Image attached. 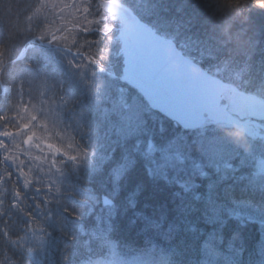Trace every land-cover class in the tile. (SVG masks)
<instances>
[{
	"label": "trees",
	"instance_id": "trees-1",
	"mask_svg": "<svg viewBox=\"0 0 264 264\" xmlns=\"http://www.w3.org/2000/svg\"><path fill=\"white\" fill-rule=\"evenodd\" d=\"M134 5V15L210 75L264 97V0ZM75 6L83 18L67 23L43 0H0V143L9 157L0 152V264H264V189L249 163L227 172L248 146L216 129L231 150L197 161L193 131L151 110L124 82L126 95L111 87L107 69L116 76L122 67L119 40L101 29L98 0ZM52 34L61 35L56 47L18 58L30 40ZM129 97L143 103V121L128 116ZM29 136L73 160L51 163L24 147ZM150 144L159 162L174 152L191 163L156 170L147 163Z\"/></svg>",
	"mask_w": 264,
	"mask_h": 264
},
{
	"label": "rangeland",
	"instance_id": "rangeland-1",
	"mask_svg": "<svg viewBox=\"0 0 264 264\" xmlns=\"http://www.w3.org/2000/svg\"><path fill=\"white\" fill-rule=\"evenodd\" d=\"M105 1H111V0H105ZM77 2V0H61L60 1V5H56V6H52L49 5L48 2L46 0H43V3H46L47 6L51 7L53 10L56 8L58 9V11H64V16L63 19H65L68 23V18H72V17H79V18H83V16H81L80 11L77 7L75 6V3ZM116 2V1H114ZM120 4V3H119ZM63 6V10L61 7ZM81 7V5H80ZM100 13H101V17H102V21L100 23V27L103 30V32H105L108 35L109 33H113V24L109 23V20L113 21V22H118L119 23V32L116 35L110 36L113 37V39L115 40H119V33L120 30L123 27V23L121 21V18L118 14V12L109 9V8H100ZM76 19V18H75ZM96 22L99 23L98 20H95ZM64 22V24L62 25H66ZM76 29V28H75ZM59 39V38H58ZM55 39V40H58ZM53 40V38H52ZM165 41H168L167 39H164ZM51 41H47V43H50ZM120 58H121V64L123 63V57L122 55L119 53ZM123 66V64H122ZM110 69H107V77H109L111 79V82L114 81V83H112V86H117L115 88V90L118 92H122V94L126 95L127 93L123 91L122 87L119 85L121 83H123L122 80V67H121V72L120 74L114 76L113 71L112 73H110ZM220 72V71H218ZM223 83V87L221 90V95L219 97L220 101L217 103L218 105L214 106L213 109H211L210 111V117H206L204 118V120L202 121L201 125L195 127L192 132V134L195 133V138H197V146L198 147H202L201 149V156H198L197 161H200L201 158H204L206 160V158L208 156H210L212 159H215V155L216 153H218L220 155L219 152L222 153H227L231 150V147H225V143L227 142L230 145L234 142H230L228 141L229 139H226V137L224 136L223 138L219 135H216L215 133H213L214 130L216 129H224L226 132L230 133V130L233 131L235 128H240L243 130L244 135L247 137H245V143L244 145L248 146V157L246 156V159L244 160L243 158H239L237 162H228L230 163V169H227V172H235L238 167L243 168V166L245 164H250V168L254 171V176L256 178H258V181L260 182V186L261 189H264V97H260L254 93H251L248 90H245L243 87L233 84V82L231 80H220ZM94 82V81H93ZM111 82H107V84H111ZM106 84V85H107ZM117 84V85H116ZM97 85V84H96ZM105 86V85H104ZM103 85H101V88H104ZM103 91H105V89H102ZM130 98V97H129ZM128 112L130 114H128V116H133L132 113H135V117H141L143 118L142 121L144 120L145 116L143 117V110H145L143 108V103H140L139 101L137 102L135 99H133V97L130 98V100L128 101ZM130 121V119H129ZM128 121V122H129ZM128 127L130 125V123H128ZM143 124V122L141 123ZM133 124H131L130 126H132ZM212 130V131H211ZM212 135L210 137V139H207V133H211ZM200 133V135H199ZM26 134V133H24ZM23 134V135H24ZM9 136V135H8ZM200 137V138H198ZM227 137H229V135H227ZM254 137L258 140H260V143L258 144L259 146V150L256 149L255 151V143H254ZM5 138V136H4ZM9 139V138H8ZM27 139V138H25ZM25 139L23 141H25ZM35 137H33L32 139L29 140V145L27 147V149L31 146L35 147V154L39 155V152H43L45 156H50V160L51 163H57V159H60L61 161H66V160H73V159H69L66 158V156H64V152L61 151L59 149V147H56L53 143H43L40 145L35 144ZM215 142H214V141ZM211 141H213L212 144L208 145ZM6 143V141H3L0 143V152L4 155H2L1 159L5 156L6 160L8 157L7 153L5 154V148H4V144ZM222 145V146H221ZM62 146L64 147L63 143ZM204 146V147H203ZM148 152L149 154H154L155 152H157V148L152 146L150 144V148H148ZM37 151V152H36ZM217 151V152H216ZM162 152V149H161ZM174 153V152H173ZM169 154L166 156V154L164 153V155L161 157L162 158V162H159L158 159L154 158V156L152 157L151 154L149 155L150 158L148 157V161L147 163H151L154 167H156V170H160L161 172L166 168L169 167L171 169V166L174 165H178L180 168H183L184 164L186 163H191L190 159H184L183 155H178L177 153L174 154ZM182 154V153H181ZM203 156V157H202ZM257 156H262L261 158L257 157ZM159 157V158H160ZM214 157V158H213ZM256 157V161L254 160ZM204 160V161H205ZM209 160V159H208ZM207 160V162H208ZM203 161V162H204ZM249 161V162H248ZM246 162V163H245ZM159 163V164H157ZM237 163L238 165L234 164ZM255 163V164H254ZM210 164L212 165L213 163L210 162ZM171 165V166H170ZM236 165V166H235ZM205 164H200L198 167H196L195 169L198 172H201L204 168ZM152 166H150L151 168ZM233 167H237V169L234 171ZM256 171V172H255ZM224 172H226L224 170ZM208 172H202L201 177H205L207 176ZM260 178V179H259ZM242 211V210H241ZM249 211H253L254 213H257V215L260 212H257L256 210H249ZM249 211L247 212L246 210L243 211V213H241V215H247L248 217H251L249 213ZM240 213V211H239ZM253 216H257L256 214H252ZM252 216V217H253ZM115 264H138L137 262H135V259H129V260H124V259H118L115 261Z\"/></svg>",
	"mask_w": 264,
	"mask_h": 264
},
{
	"label": "water",
	"instance_id": "water-1",
	"mask_svg": "<svg viewBox=\"0 0 264 264\" xmlns=\"http://www.w3.org/2000/svg\"><path fill=\"white\" fill-rule=\"evenodd\" d=\"M99 2L117 11L123 23L119 53L123 56L124 81L138 90L154 110L182 127L198 125L201 119L192 113L193 109L218 99L221 82L184 57L172 42L162 39L124 6L114 1Z\"/></svg>",
	"mask_w": 264,
	"mask_h": 264
},
{
	"label": "clouds",
	"instance_id": "clouds-1",
	"mask_svg": "<svg viewBox=\"0 0 264 264\" xmlns=\"http://www.w3.org/2000/svg\"><path fill=\"white\" fill-rule=\"evenodd\" d=\"M127 8L134 12L136 11L135 5H134V0H130L129 6ZM110 24H113V33L112 35H116L119 32V23L118 22H113L109 20ZM228 135L233 139L235 143H238L240 145H244L245 143V135L242 129L240 128H235L232 132L228 133ZM12 264H15V261L12 262Z\"/></svg>",
	"mask_w": 264,
	"mask_h": 264
},
{
	"label": "snow or ice",
	"instance_id": "snow-or-ice-1",
	"mask_svg": "<svg viewBox=\"0 0 264 264\" xmlns=\"http://www.w3.org/2000/svg\"><path fill=\"white\" fill-rule=\"evenodd\" d=\"M113 7H115V5H113ZM124 34L122 33V36H123ZM29 139H31V138H29Z\"/></svg>",
	"mask_w": 264,
	"mask_h": 264
}]
</instances>
